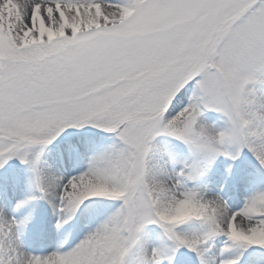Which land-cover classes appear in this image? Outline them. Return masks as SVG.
I'll use <instances>...</instances> for the list:
<instances>
[{"label": "snow or ice", "instance_id": "6c2138e0", "mask_svg": "<svg viewBox=\"0 0 264 264\" xmlns=\"http://www.w3.org/2000/svg\"><path fill=\"white\" fill-rule=\"evenodd\" d=\"M0 264H264V0H0Z\"/></svg>", "mask_w": 264, "mask_h": 264}, {"label": "rangeland", "instance_id": "374dc122", "mask_svg": "<svg viewBox=\"0 0 264 264\" xmlns=\"http://www.w3.org/2000/svg\"><path fill=\"white\" fill-rule=\"evenodd\" d=\"M42 207H43V210L45 211V206H44L43 204H42ZM41 213H42V212H40V214L38 215V218H37L38 221H36V222H38V223H39V220H40V215H41ZM53 226H54V225H53Z\"/></svg>", "mask_w": 264, "mask_h": 264}]
</instances>
